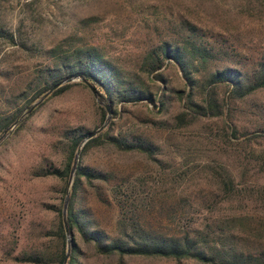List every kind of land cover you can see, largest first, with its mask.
<instances>
[{
    "label": "rangeland",
    "instance_id": "rangeland-1",
    "mask_svg": "<svg viewBox=\"0 0 264 264\" xmlns=\"http://www.w3.org/2000/svg\"><path fill=\"white\" fill-rule=\"evenodd\" d=\"M181 16L210 30L230 55L249 61L264 58V11H249L238 0H11L0 7V21L7 30L16 33L23 22L22 30L27 38L43 50L67 39L76 46H94L106 59L147 84L152 92L160 96L166 88L165 114L156 113L153 105L145 102L121 103L115 105L116 113L112 111L108 124L113 122L112 134H142L153 141L161 148L156 157L162 165L135 153H119L108 146L89 149L83 156L80 153L78 165L111 176L109 183L95 182L94 187L84 184L79 193L80 206L110 236H115L118 215L112 190L123 178L139 177L148 182L149 189L156 194L151 207L143 212L142 221L154 229L171 230L179 223L176 211L180 210L173 204L181 195L191 199L196 212L204 213V207L199 206L201 199L210 200L213 189L210 183L194 180L183 185V194L178 190L172 193L160 185L163 174L175 168L178 173L192 170L201 178L204 175L199 174L200 166L205 161L237 164L233 152L219 149L223 127L220 120H203L186 128H174V117L181 112L184 102L176 92H189L178 66L164 61L158 72L165 83L149 82L155 73L149 76L142 71L146 54L161 41L171 38L172 28ZM0 47L6 52L0 65V116L6 117L20 108L23 114L39 100L27 105L35 94L37 71L51 64V60L32 58L1 41ZM222 63L218 61L215 66L220 67ZM94 88L99 95L100 88ZM201 91H194L196 100L201 99ZM217 93L220 100L224 99L225 87L220 86ZM48 97L24 117V126L19 131L15 129L22 122L7 135L0 134V264H18L7 260L5 251L15 248L17 254L33 250L44 244L42 232L55 225V215L46 211L45 206L60 204L63 184L55 179L34 178L32 172L49 164L63 166L65 130L94 132L103 124L99 105L88 87L77 86L64 94ZM230 119L238 128L250 132L263 127L264 90L234 102ZM161 121L168 126L164 129L154 126L153 122ZM246 150L258 159L253 164L257 175L250 180L264 187V139H257ZM194 182L200 184L195 186ZM248 209L264 215V196ZM78 242L81 244L79 238ZM81 245V264H116L115 260L97 257L92 249ZM126 264L175 263L131 259Z\"/></svg>",
    "mask_w": 264,
    "mask_h": 264
},
{
    "label": "trees",
    "instance_id": "trees-1",
    "mask_svg": "<svg viewBox=\"0 0 264 264\" xmlns=\"http://www.w3.org/2000/svg\"><path fill=\"white\" fill-rule=\"evenodd\" d=\"M10 1L0 0V7ZM238 1L249 11H264V0ZM23 27L21 22L14 33L7 30L0 21V41L32 58L44 57L51 60V64L37 71L35 94L27 105L41 98L54 86L72 78H81L93 87L100 88V98L114 113L116 104L136 105L144 102L153 105L158 114H165L167 111L163 100L166 88L162 89L160 96L157 92H152L136 76L132 77L106 59L98 48L76 46L72 40L67 39L43 50L30 42V38L22 30ZM211 33L207 28L181 16L172 28L171 38L161 41L146 54L142 71L149 76L155 73L148 79L149 82L165 83L162 74L158 72L164 61L169 60L178 66L189 92H176L179 100L184 102L181 112L174 117V128H186L203 120H220L223 127L219 136V149H224L226 153L233 152L237 164L233 166L222 161H205L200 166L202 169L199 174L202 172L204 175L201 178L196 177L192 170L178 173L175 168L163 174L160 185L163 188L168 187L172 193L178 190L183 194V185L192 184L194 180L210 183L213 189L210 200L201 199V205L197 204L204 207V213L200 210L196 212L191 199L181 195L176 204H173L180 210L176 211L179 223L171 230L154 229L142 221L143 212L151 207L156 194L151 192L148 182L139 177L134 180L123 178L112 190L118 209L115 236L99 229L79 201V193L84 184L94 187L95 182L109 183L111 176L79 164L66 213L72 245L65 264H81V244L92 249L97 257L115 260L116 264H126V260L131 259L175 264H264V215H257L248 209L249 205L256 204L264 196V187H258L254 179L250 180L257 175L253 164L258 159L246 150L257 139H264V126L250 132L238 128L230 119L234 102L246 100L264 90V58L249 61L236 54L230 55ZM5 54L0 47V65ZM218 61L223 62L220 67L215 66ZM77 86L87 87L82 82L65 83L48 98L64 94ZM220 86L226 90V96L222 100L217 93ZM157 89L159 90V86ZM195 90H202L200 100L195 99ZM98 110L100 122L103 123L106 110L100 106ZM22 112L23 109L20 108L6 117L0 116V134L7 135ZM24 123L19 124L15 130L19 131ZM153 124L161 129L168 126L162 121ZM112 126L113 122L105 131L89 140L84 145L81 156L89 149L108 146L119 153H135L145 156L152 163L162 165L156 157L161 148L153 141L142 134H112ZM90 133L65 130L62 134L66 141L63 166L60 168L49 164L32 172L34 178L55 179L63 184L60 204L45 206L46 211L55 215V225L42 232L40 237L45 240L44 244L17 254L15 248L6 250L7 260L18 264L64 263L66 235L61 212L75 151ZM262 169L264 172V165ZM195 183V186L200 184H193Z\"/></svg>",
    "mask_w": 264,
    "mask_h": 264
},
{
    "label": "water",
    "instance_id": "water-1",
    "mask_svg": "<svg viewBox=\"0 0 264 264\" xmlns=\"http://www.w3.org/2000/svg\"><path fill=\"white\" fill-rule=\"evenodd\" d=\"M71 82H82L83 84H85L89 88V90L91 91L93 96L95 97V99L97 101V104L100 107H103L106 110V117H105V120H104L103 124L99 128H97L94 132H91L86 138H84L81 141V143L77 147V149L75 151V154H74L72 168H71L70 175H69V178H68L66 194H65V198H64V202H63L62 212H61L62 221H63V227H64V231H65V235H66V253H65V258H64V263L63 264L66 263V261H67V259L69 257L70 249H71V245H72V241H71V238H70V235H69V232H68V224H67L66 213H67V207H68V203H69V197H70V193H71V188H72V185H73L76 169H77L78 162H79V156H80V153H81L84 145L89 140H91V139L95 138L96 136H98L101 132H103L107 128V126H108V124H109V122L111 120L112 110H111L110 106L107 105L100 98V96L97 94V91L95 90V88L92 85H90L89 83H87L86 81H84L81 78H72L70 80L64 81V82L54 86L53 88L48 90L41 98H39V100L37 102H35V103L31 104L29 107H27L25 109L24 113L19 117V119L13 123V125L11 126V130H10V131H12L20 122H22L24 117L29 115L55 89H57L58 87H60L61 85L65 84V83H71Z\"/></svg>",
    "mask_w": 264,
    "mask_h": 264
}]
</instances>
